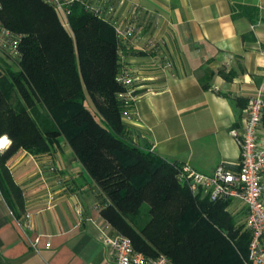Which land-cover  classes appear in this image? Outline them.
Returning a JSON list of instances; mask_svg holds the SVG:
<instances>
[{
  "label": "crops",
  "instance_id": "1",
  "mask_svg": "<svg viewBox=\"0 0 264 264\" xmlns=\"http://www.w3.org/2000/svg\"><path fill=\"white\" fill-rule=\"evenodd\" d=\"M131 5L142 13L136 48L121 53L140 77L123 116L129 141L206 174L224 162L237 169L241 146L232 129L243 128L252 96L264 98V0H124L120 11ZM159 54L172 68L156 66ZM12 63L0 45V72ZM8 166L25 206L12 208L0 191V264H118L103 241L114 233L99 187L64 136L47 153L19 149ZM230 204L233 214L241 205L248 215L241 201Z\"/></svg>",
  "mask_w": 264,
  "mask_h": 264
},
{
  "label": "trees",
  "instance_id": "2",
  "mask_svg": "<svg viewBox=\"0 0 264 264\" xmlns=\"http://www.w3.org/2000/svg\"><path fill=\"white\" fill-rule=\"evenodd\" d=\"M69 21L44 0H0V25L20 37L18 55L9 54L17 69L0 72V137L12 141L0 153L8 204L25 206L8 160L19 149L47 153L64 136L99 187L104 220L136 251L173 264H252L251 231L229 209L232 199L193 195L180 164L129 141L114 28L78 3ZM88 95L105 124L86 106Z\"/></svg>",
  "mask_w": 264,
  "mask_h": 264
},
{
  "label": "built area",
  "instance_id": "3",
  "mask_svg": "<svg viewBox=\"0 0 264 264\" xmlns=\"http://www.w3.org/2000/svg\"><path fill=\"white\" fill-rule=\"evenodd\" d=\"M53 6L65 26L70 27L69 16L74 4H81L88 11L109 23L115 30L120 43V56L123 48H136L135 35L138 30V19L141 9L131 5L127 13L120 11L124 0H44ZM0 45L7 49L11 56L19 53L20 37L0 25ZM149 47V45H148ZM148 47H137L146 50ZM158 68H172V60L164 54L156 58ZM138 75L121 60L117 81L126 90L120 93L126 105H131L137 98ZM264 118V98L256 93L249 99L246 117L241 130L232 129L241 146V158L237 169L228 163H221L213 174L198 171L188 164H180L178 174L193 195L204 193L211 200L223 197L241 201L248 209L246 225L251 231L249 259L252 264H264V145L258 142V133ZM103 241L111 247L118 264H173L165 255L156 258L147 257L135 250L129 237L120 234H105Z\"/></svg>",
  "mask_w": 264,
  "mask_h": 264
},
{
  "label": "rangeland",
  "instance_id": "4",
  "mask_svg": "<svg viewBox=\"0 0 264 264\" xmlns=\"http://www.w3.org/2000/svg\"><path fill=\"white\" fill-rule=\"evenodd\" d=\"M61 18V16H60ZM13 64V68L15 69L16 66ZM4 81V80H2ZM86 106L94 113V115L96 116V118L102 123V124H105V121L103 120L101 114L96 110L94 104H93V101L91 100L90 96L88 95L87 99H86ZM231 205V204H230ZM230 205H229V209H230ZM148 209H149V205L147 203H145L142 207V216H146V218L148 219ZM234 212H236V214H234L238 221L241 223V222H244L245 224V227L247 228V225H246V221L244 220L246 218V210L241 206V205H237L236 206V209L234 210Z\"/></svg>",
  "mask_w": 264,
  "mask_h": 264
},
{
  "label": "clouds",
  "instance_id": "5",
  "mask_svg": "<svg viewBox=\"0 0 264 264\" xmlns=\"http://www.w3.org/2000/svg\"><path fill=\"white\" fill-rule=\"evenodd\" d=\"M12 141L5 135L0 137V153L10 147Z\"/></svg>",
  "mask_w": 264,
  "mask_h": 264
}]
</instances>
